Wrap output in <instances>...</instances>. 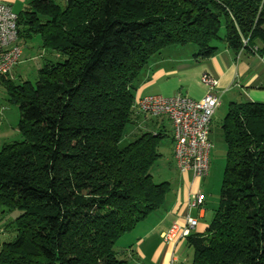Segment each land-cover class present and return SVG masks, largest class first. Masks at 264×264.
Returning a JSON list of instances; mask_svg holds the SVG:
<instances>
[{
    "label": "trees",
    "instance_id": "1",
    "mask_svg": "<svg viewBox=\"0 0 264 264\" xmlns=\"http://www.w3.org/2000/svg\"><path fill=\"white\" fill-rule=\"evenodd\" d=\"M17 33L40 34L54 59L34 84L0 76L22 135L0 148V208L19 211L0 264H128L122 238L171 190L150 172L166 135H128L150 59L170 46L208 58L220 43L264 59V0H32ZM221 127L219 202L187 236L191 264H264V102L231 101Z\"/></svg>",
    "mask_w": 264,
    "mask_h": 264
},
{
    "label": "crops",
    "instance_id": "2",
    "mask_svg": "<svg viewBox=\"0 0 264 264\" xmlns=\"http://www.w3.org/2000/svg\"><path fill=\"white\" fill-rule=\"evenodd\" d=\"M31 1L0 0L8 4L16 14L23 11ZM188 48V52H183ZM204 74H211L217 79V91L221 97H228L229 103L264 102V59L246 50L235 52L226 43H220L214 55L198 60L194 57L193 48L189 46H170L153 56L134 92V103L146 95L173 96L178 93L199 100L206 91L201 82ZM134 121L129 127L128 135L149 131L170 135L172 142V125L167 117L138 113ZM172 153L173 144V161ZM209 176L210 170L202 178L195 177L188 171H178V180L174 185L171 184L162 207L122 238L123 246H130L126 249L128 264H167L172 260L173 264H191L193 248L187 237H181L180 233H175L168 240L163 237L165 234H172L175 226L183 227L188 212L198 220L192 233L203 234L206 231L218 206L212 200L211 192L206 190ZM191 192L202 193L204 205L201 209L189 210Z\"/></svg>",
    "mask_w": 264,
    "mask_h": 264
},
{
    "label": "built area",
    "instance_id": "3",
    "mask_svg": "<svg viewBox=\"0 0 264 264\" xmlns=\"http://www.w3.org/2000/svg\"><path fill=\"white\" fill-rule=\"evenodd\" d=\"M17 14L11 7L0 2V76L10 74L17 63L21 49L17 44ZM201 82L205 85L204 96L195 100L185 94L173 96L146 95L140 97L135 108L138 113L153 117L165 116L172 125L173 161L180 172H191L195 177H205L210 169L212 143L209 139L213 115L220 105L221 95L217 91L218 81L211 74H204ZM204 197L199 192H191L189 210L201 209ZM198 220L188 212L185 225L175 226L173 233L164 235L168 240L175 233L187 237L197 226ZM170 261L167 264H173Z\"/></svg>",
    "mask_w": 264,
    "mask_h": 264
},
{
    "label": "rangeland",
    "instance_id": "4",
    "mask_svg": "<svg viewBox=\"0 0 264 264\" xmlns=\"http://www.w3.org/2000/svg\"><path fill=\"white\" fill-rule=\"evenodd\" d=\"M54 1L60 6L64 4V0ZM223 32L224 29L221 28L219 33L222 35ZM17 44L21 49V53L8 77L14 84L23 83L24 81L34 84L38 79L39 69L44 61L54 59L53 53L43 46L42 38L37 33H32L28 37L23 35L18 38ZM188 51L189 48L184 49L183 52ZM229 100L228 97H221L220 105L212 119L209 134L212 150L210 153V176L207 179L209 186H206V190L211 192L212 200L216 201L217 204L219 202L226 157V144L221 125L228 109ZM18 120V106L10 100L7 86L0 82V148L4 143L21 140L22 135L18 130ZM126 142V136H124L120 145L123 146ZM171 149L170 135H166L160 142L159 152L162 153V156L150 170L155 182L168 181L174 185L175 181L178 180V171L171 158ZM18 215V210L3 212L0 208V243L14 238V229L11 223Z\"/></svg>",
    "mask_w": 264,
    "mask_h": 264
}]
</instances>
